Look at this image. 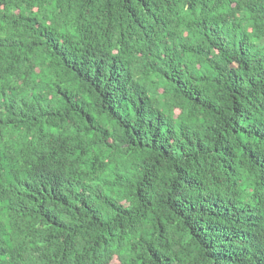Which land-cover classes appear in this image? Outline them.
I'll return each mask as SVG.
<instances>
[{
	"label": "trees",
	"instance_id": "16d2710c",
	"mask_svg": "<svg viewBox=\"0 0 264 264\" xmlns=\"http://www.w3.org/2000/svg\"><path fill=\"white\" fill-rule=\"evenodd\" d=\"M0 264H264V0H0Z\"/></svg>",
	"mask_w": 264,
	"mask_h": 264
}]
</instances>
